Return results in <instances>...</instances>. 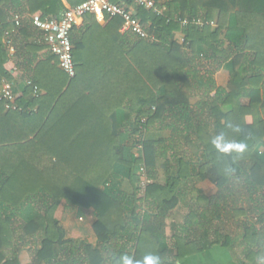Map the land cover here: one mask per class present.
<instances>
[{
	"label": "trees",
	"instance_id": "trees-1",
	"mask_svg": "<svg viewBox=\"0 0 264 264\" xmlns=\"http://www.w3.org/2000/svg\"><path fill=\"white\" fill-rule=\"evenodd\" d=\"M27 1L29 8L14 15L0 5V264H21L20 253L30 245L33 264H115L120 255L149 253L175 264L215 246L238 248L241 264H258L264 256V0H154L160 14L136 6L155 39L118 34V61L92 73L80 60L84 40L73 30L75 78L58 59L53 64L55 57L40 59L48 45L30 19L13 22L27 9L37 11ZM39 1L44 16L60 10ZM109 19L121 28L122 19ZM197 19L204 24L183 25ZM6 32L17 68L32 74L16 110L1 97L4 81L15 85L5 69ZM33 38L41 44H30ZM198 68L209 69L206 79L194 77ZM222 70L229 75L226 87L215 78ZM85 94L112 122L107 140L80 155L82 143L47 145L45 137ZM166 131L168 137L158 136ZM218 133L245 141L246 151L218 152L211 143ZM190 140L192 154L184 150ZM168 151L175 159H165L164 167L176 165L178 174L162 184L158 164ZM142 167L152 183L141 198ZM194 180H209L218 191L207 197L193 189L206 204L189 214L172 249L165 221L184 198L179 185ZM63 202L91 211L97 245L68 237L55 218Z\"/></svg>",
	"mask_w": 264,
	"mask_h": 264
},
{
	"label": "crops",
	"instance_id": "crops-1",
	"mask_svg": "<svg viewBox=\"0 0 264 264\" xmlns=\"http://www.w3.org/2000/svg\"><path fill=\"white\" fill-rule=\"evenodd\" d=\"M54 3L56 8L58 5L60 10L58 13L49 15L53 18H60L65 11L80 4L81 0H50ZM20 3L18 6L16 3ZM4 3V4H3ZM27 0L11 1L10 4H5L4 0H0V5L3 4L5 9L11 15L15 14V11H20L28 5ZM44 1L33 0L30 3V7L38 8L35 13H41L44 15ZM45 7V6H44ZM134 11L135 7H131ZM28 10V9H27ZM25 10L24 19H29L28 15L31 12ZM108 17L100 20L96 16L83 17L79 20L74 31L78 37L84 40L83 49L80 51V60L85 63L89 71L92 73V69L95 67L109 64L111 61H118L120 57L117 49L118 40L116 36L118 34L125 35L127 33L122 32L121 28H117L110 24ZM122 27V26H121ZM41 32V31H39ZM42 33V32H41ZM73 34V32H72ZM138 38V37H137ZM139 39V38H138ZM5 43V39L3 40ZM40 38L30 39V44H41ZM10 59L5 64V69L10 71L15 79L14 91L18 97L23 95V89L28 88L29 82L25 83V79L32 74L26 73V70L17 68L15 60L12 59V55H9ZM50 57H54L49 48L47 47L40 53L41 60H47ZM57 58L53 60V64H56ZM122 61V60H121ZM20 63L23 61L20 60ZM21 63V64H22ZM59 67V65H58ZM60 68V67H59ZM88 71V70H85ZM228 73L226 71H219L216 73L215 78L218 86L226 87L228 84L219 81V75ZM229 80V75L227 76ZM35 92V91H34ZM45 94V92H43ZM197 98L192 99L193 104H196ZM249 123L252 122L248 120ZM112 126V122L102 115L101 111L95 106L88 94L83 95L77 103L66 113L53 127L51 132L45 137V143L47 145L61 143V145L72 146L74 143H82L81 149L78 154H85L87 151L92 150L96 144H101L108 138V129ZM169 132L158 134L165 138L169 136ZM165 151L167 148L162 146ZM184 150L188 154L195 153L197 150L193 143V140L188 141L187 145H184ZM174 152L168 151L167 154H160V161L158 164V178L162 184H166L170 176H176L178 174V167L176 165L170 166L169 169L165 168V159H171L174 162ZM179 182L178 184H180ZM180 191L184 198L180 203V206L173 211L170 216L166 219V237L169 245L173 249L175 244V235L181 232V226L186 222L189 214L196 209L203 207L206 202L198 199V194L193 189L200 190L207 197L214 196L217 193V188L209 180L196 182L189 181L188 185L181 183L179 185ZM128 185L125 184V189ZM55 218L59 220L62 226L67 230L68 237L74 240L86 241L93 245H97V238L94 235L92 224L93 215L91 211L83 212L80 209L70 208L63 202L56 214ZM35 246H25L20 253L19 259L21 264H33V252L31 251ZM244 256L238 248L233 250L224 248L221 246H215L209 250L198 249L194 254L175 261V264H241L244 260ZM173 260V257L171 258Z\"/></svg>",
	"mask_w": 264,
	"mask_h": 264
},
{
	"label": "built area",
	"instance_id": "built-area-1",
	"mask_svg": "<svg viewBox=\"0 0 264 264\" xmlns=\"http://www.w3.org/2000/svg\"><path fill=\"white\" fill-rule=\"evenodd\" d=\"M143 7L146 10H153L162 13L157 8L154 0H86L83 3L72 7L64 12L60 18H53L44 16L41 13L29 14L28 17L32 25L41 31L44 35V40L48 45L51 54L58 59L60 69L65 72L70 78H75L76 67L73 57V44L71 35L80 19L87 14H93L100 20L109 18H120L123 21L121 30L124 33H131L140 40L150 41L154 40L155 36L149 30V24L143 23L136 15L131 7ZM24 17L15 15L13 22L16 26H20ZM189 24H204L200 19L185 20L183 25ZM213 25V23H211ZM1 27V24H0ZM9 33L6 32L5 43L9 47L10 55L15 53L12 43L8 40ZM184 42V40H182ZM31 85V82H29ZM35 94H38V88H34ZM2 99L6 102L8 110H16L17 94L14 91L13 85L4 81L2 86ZM141 179L140 197H144L147 187L152 183L147 176L146 169L142 167L139 172Z\"/></svg>",
	"mask_w": 264,
	"mask_h": 264
},
{
	"label": "clouds",
	"instance_id": "clouds-1",
	"mask_svg": "<svg viewBox=\"0 0 264 264\" xmlns=\"http://www.w3.org/2000/svg\"><path fill=\"white\" fill-rule=\"evenodd\" d=\"M233 131L239 132L240 126L235 125L233 126ZM211 143L214 148L221 153H243L246 151L248 145L243 140H236V139H228L222 133L216 134L211 139ZM115 264H165L163 258L158 253H149L144 255L140 259H136L133 256L124 254L120 255ZM258 264H264V256H260L258 258Z\"/></svg>",
	"mask_w": 264,
	"mask_h": 264
},
{
	"label": "rangeland",
	"instance_id": "rangeland-1",
	"mask_svg": "<svg viewBox=\"0 0 264 264\" xmlns=\"http://www.w3.org/2000/svg\"><path fill=\"white\" fill-rule=\"evenodd\" d=\"M194 77H196L197 79H206L207 75H208V72H209V69L208 68H198L197 70H194ZM224 74V77L223 75H219V81L223 82L224 84L227 83L228 81V75L226 73H223ZM214 94V93H212ZM248 120H251V118H248ZM141 156L142 152L139 151L138 152ZM32 246H35V245H32Z\"/></svg>",
	"mask_w": 264,
	"mask_h": 264
}]
</instances>
